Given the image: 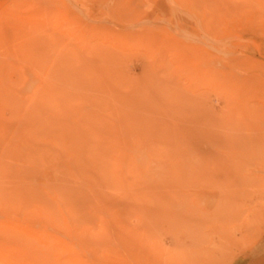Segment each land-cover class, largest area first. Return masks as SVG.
Wrapping results in <instances>:
<instances>
[{
  "label": "rangeland",
  "instance_id": "rangeland-1",
  "mask_svg": "<svg viewBox=\"0 0 264 264\" xmlns=\"http://www.w3.org/2000/svg\"><path fill=\"white\" fill-rule=\"evenodd\" d=\"M0 167L11 264H264V0H0Z\"/></svg>",
  "mask_w": 264,
  "mask_h": 264
},
{
  "label": "bare ground",
  "instance_id": "bare-ground-1",
  "mask_svg": "<svg viewBox=\"0 0 264 264\" xmlns=\"http://www.w3.org/2000/svg\"><path fill=\"white\" fill-rule=\"evenodd\" d=\"M20 196L21 194L18 190L13 189L7 184V170L0 167V211L2 212L3 209H6L9 203L15 199L18 200V202L21 201ZM4 224L5 223L0 220V264H11V253L8 244L9 236ZM14 263L22 264L19 260H14Z\"/></svg>",
  "mask_w": 264,
  "mask_h": 264
}]
</instances>
